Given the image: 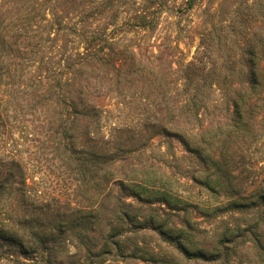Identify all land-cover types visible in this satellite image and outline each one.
Instances as JSON below:
<instances>
[{
    "label": "rangeland",
    "instance_id": "374dc122",
    "mask_svg": "<svg viewBox=\"0 0 264 264\" xmlns=\"http://www.w3.org/2000/svg\"><path fill=\"white\" fill-rule=\"evenodd\" d=\"M219 2L127 34L146 77L120 95L90 91L103 114L85 148L110 155L96 172L74 170L59 146L45 96L56 52L21 45L2 57L0 264H264V53L256 69L242 64L239 27L203 45L200 26L233 16L215 13ZM255 5L260 37L264 1ZM42 29L29 37L40 42Z\"/></svg>",
    "mask_w": 264,
    "mask_h": 264
},
{
    "label": "trees",
    "instance_id": "16d2710c",
    "mask_svg": "<svg viewBox=\"0 0 264 264\" xmlns=\"http://www.w3.org/2000/svg\"><path fill=\"white\" fill-rule=\"evenodd\" d=\"M260 1L247 0L243 6L234 0L219 2L215 13L227 11L233 16L230 20L200 26L203 45L211 38L234 36L238 27L244 28L246 32H239L241 39L238 40L244 54L242 64L256 69L255 59L259 52L264 53V30L260 37L251 34L252 24L248 22L255 16V4ZM169 2L176 3L168 6ZM198 3L200 0H182L181 4L176 0H0V61L2 57L19 53L21 45L30 47V55L41 50L49 55L55 51L58 55L56 72L50 68L45 77V96L57 107V130L61 137L58 143L68 153L74 170L87 172L92 167L96 172L109 161V153L85 148L86 140L95 133L103 114L101 106L89 101L90 91L99 89L102 95H120L123 82L146 77L143 70L147 66L138 60L133 46L127 43V34L155 31L162 14L186 12ZM40 27L42 38L35 42L37 35H29ZM48 57L51 66L52 58ZM255 72H251L252 83L246 95L257 93ZM150 75L155 77L151 69ZM122 149L119 145L116 151L122 153ZM8 186L10 177L0 180V193ZM6 237L11 239L9 234ZM109 238L112 236L108 235Z\"/></svg>",
    "mask_w": 264,
    "mask_h": 264
}]
</instances>
